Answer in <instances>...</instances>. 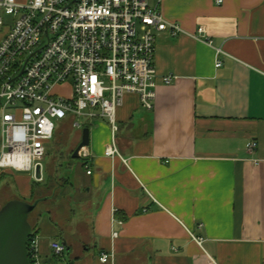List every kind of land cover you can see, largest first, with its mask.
Segmentation results:
<instances>
[{"label":"crops","instance_id":"obj_1","mask_svg":"<svg viewBox=\"0 0 264 264\" xmlns=\"http://www.w3.org/2000/svg\"><path fill=\"white\" fill-rule=\"evenodd\" d=\"M158 9L182 33L156 35L153 109L126 95L115 134L106 121L89 126L64 178L0 170V208L39 201L28 222L41 264H103L101 254L112 255L105 264H264V0Z\"/></svg>","mask_w":264,"mask_h":264},{"label":"built area","instance_id":"obj_2","mask_svg":"<svg viewBox=\"0 0 264 264\" xmlns=\"http://www.w3.org/2000/svg\"><path fill=\"white\" fill-rule=\"evenodd\" d=\"M70 2L0 0V12L14 20L0 42V170L12 169L35 178L40 166L42 176L41 162L57 125L82 131L106 121L114 135L116 111L126 95L137 96L143 109H153L156 35L182 33L178 25L162 17L160 0L153 5L151 0ZM46 39L47 45L9 84ZM196 39L210 43L203 28L198 29ZM215 66L220 67L221 62L216 60ZM172 80L171 75L162 78L165 85ZM255 147L253 144L252 149ZM115 155L113 144L105 156ZM50 247L56 256L65 252L60 243ZM28 253L32 264H41L36 236L28 242ZM110 260L112 255L99 257L103 264Z\"/></svg>","mask_w":264,"mask_h":264},{"label":"water","instance_id":"obj_3","mask_svg":"<svg viewBox=\"0 0 264 264\" xmlns=\"http://www.w3.org/2000/svg\"><path fill=\"white\" fill-rule=\"evenodd\" d=\"M75 0H71L72 4ZM46 39L41 47L32 53L24 62L22 68L10 78L9 84H13L24 72L28 62L40 50L47 45ZM89 146V128L82 130V138L73 151L72 159H80V152ZM35 180L41 181L40 166L36 168ZM39 201L32 204L11 200L0 208V264H30L28 258V240L32 227L28 222L29 215L36 209Z\"/></svg>","mask_w":264,"mask_h":264},{"label":"rangeland","instance_id":"obj_4","mask_svg":"<svg viewBox=\"0 0 264 264\" xmlns=\"http://www.w3.org/2000/svg\"><path fill=\"white\" fill-rule=\"evenodd\" d=\"M0 17L3 22V27L11 26L13 23V18L11 16L5 15L3 12H0ZM2 28V27H1ZM79 131V130H78ZM69 127L62 129L61 125H57L55 130L54 138L49 142V148L52 149L42 162V177L46 179L48 174L56 178H64L69 164H75L76 161L72 159V150L77 144V132ZM1 137V134H0ZM74 142V144H72ZM76 149V148H75ZM31 176V175H29ZM43 180V179H42ZM11 187L16 188L14 183H10ZM8 184V185H9ZM51 184V183H50ZM53 185V184H52ZM48 186V185H47ZM45 188L41 189L40 194H43ZM14 193V191L12 192ZM16 194L18 195L17 191Z\"/></svg>","mask_w":264,"mask_h":264},{"label":"trees","instance_id":"obj_5","mask_svg":"<svg viewBox=\"0 0 264 264\" xmlns=\"http://www.w3.org/2000/svg\"><path fill=\"white\" fill-rule=\"evenodd\" d=\"M41 182V181H40ZM39 182V183H40ZM44 187H45V191L43 192L44 193V195H45V193H47V191L49 190L47 187V183L46 184H44ZM43 195V194H42ZM35 202V201H34ZM33 202V203H34ZM35 236V232H34V230L32 229V232H31V235H30V238H29V240H28V242L31 240V238H33ZM28 258H29V262H30V264H32V261H31V259H30V253H28ZM53 258L54 259H56V260H58V259H61V257H59V256H56V255H54L53 256Z\"/></svg>","mask_w":264,"mask_h":264}]
</instances>
